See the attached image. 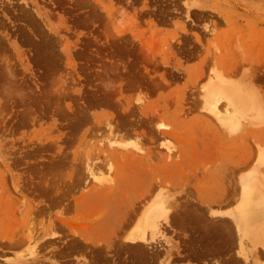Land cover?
I'll return each instance as SVG.
<instances>
[{
  "label": "rangeland",
  "instance_id": "1",
  "mask_svg": "<svg viewBox=\"0 0 264 264\" xmlns=\"http://www.w3.org/2000/svg\"><path fill=\"white\" fill-rule=\"evenodd\" d=\"M215 74L264 102V0H0V264H264V223L210 214L264 185V113L221 126ZM161 187L173 226L132 244Z\"/></svg>",
  "mask_w": 264,
  "mask_h": 264
},
{
  "label": "bare ground",
  "instance_id": "2",
  "mask_svg": "<svg viewBox=\"0 0 264 264\" xmlns=\"http://www.w3.org/2000/svg\"><path fill=\"white\" fill-rule=\"evenodd\" d=\"M200 89L201 91H199V93L201 92L200 93L201 95L199 96L200 97L199 99H201L200 100L201 106L203 105L202 109H205L206 112L208 111L210 115H213L214 117H216V119L219 120L221 126L223 125L224 127H226V124L233 126L234 124L231 123V121L233 120L234 117L239 119L244 116H248V114L263 116L264 102L262 101V98L260 97L259 93L256 92L254 88H251L250 86H247L241 82H238V81L234 82V81L226 80V78L220 74L209 75L207 77V80L205 81V83H203ZM162 132L167 133L164 130H162ZM263 154L264 153H260L261 158L259 160L261 161V163H264ZM176 155L177 154L172 150V147L168 146L167 157L163 158L166 166H172V164L174 163L173 160H175L178 157ZM254 170L255 171L253 173H249L246 176L243 175L242 176L243 178L240 177V180H241L240 191H239V196H237L239 197L238 199L239 202L236 205L235 209H233L232 211H228V210L226 211L225 208H215V207L214 208L211 207L209 209L210 214L216 218L226 217L227 215L232 220L233 224L235 225L234 227L236 228L237 235L239 233L244 234L246 230H251V229L257 230L258 229L257 227H259L261 231L260 224L264 223V185L260 183V180H262L261 173L257 169H254ZM107 181L110 183V184L107 183L109 184L108 187H113V185L116 184L115 183L116 179L113 177H110V178L108 177ZM157 185L160 186V184H157ZM159 186L157 188H159ZM203 191H206V190H203ZM208 196L209 198H211V195L208 194ZM217 200L220 201V204H222V202L226 200L225 194L224 193L220 194L217 197ZM206 202H207V199H206ZM178 205L179 204L176 201L172 202L169 199V195L168 196L165 195L163 188L160 191V193L156 196L155 199H152L151 201H145L144 203L142 202V205L140 207L142 210L140 212L141 217L138 221V227L135 229L136 234L133 235L132 237V239L134 240L132 241V244H135V245L143 244L146 246L148 245L147 247H149L151 246L152 240L155 239L157 235L161 234L165 236V228L172 227L173 226L172 222L177 217L175 214V209L178 207ZM205 220H207V218ZM194 223L196 222H193V224ZM247 232H246V235L248 236ZM226 233L228 234V232ZM210 235L212 234L210 233ZM149 248L153 249V246ZM238 254L242 255L244 259L248 261L249 254L241 251V248H239Z\"/></svg>",
  "mask_w": 264,
  "mask_h": 264
}]
</instances>
